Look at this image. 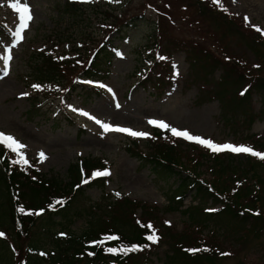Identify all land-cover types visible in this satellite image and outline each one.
Listing matches in <instances>:
<instances>
[{"label": "rangeland", "instance_id": "374dc122", "mask_svg": "<svg viewBox=\"0 0 264 264\" xmlns=\"http://www.w3.org/2000/svg\"><path fill=\"white\" fill-rule=\"evenodd\" d=\"M69 1L74 6L83 7V10L79 11L81 13L73 14L66 11L65 6L69 4L67 0H22L20 6L26 4L32 13V19L25 27L23 13L12 7L16 0H0L1 25L9 29L15 37L11 42L8 38L0 39V133L13 136L25 146L21 150L27 162L31 159L37 160V155L43 153L41 161H38V172L48 179L59 177L64 184L69 183V170L78 163V160L106 159L110 162L112 166L108 171L110 181L104 188L89 191L90 200L86 210H82V216L80 214L69 229L57 226V232L71 231L78 236L82 235L91 221V216L87 214L90 212L94 214L96 221H106L108 227H111L112 217L115 215V207H110L111 204L120 202L123 198H130L137 201L140 207L135 208L134 214H123L125 218L132 222L141 220L142 223L153 220L160 228L163 221L164 224L170 223L178 238L181 235L189 237L184 243V246H189L192 239L196 238V235L199 236L200 231L196 229L200 230L201 227L199 221H190L187 214L201 213L205 216L202 212L203 208L193 209L200 208L201 205L195 204L191 194H188L180 202L178 211H166L168 207L178 202L174 194L177 184L166 185L159 182L129 150L135 148L143 153H149V142H141V146L133 147L129 143L132 142L131 140L121 137L127 135L126 133L106 130L104 125L148 134L147 137H143L144 139L153 136L151 134L154 125L149 121H158L168 124L170 128L187 131L205 140L212 139L216 143L248 146L254 151L258 149L264 151V93H250L248 99V96L244 100L240 99V90L250 81L243 78L244 82L237 84L241 74L236 64H229L225 70L220 68L211 78L208 74H204L201 67H190L183 51L167 53L164 50L165 54L173 57L172 73L174 72L176 81L172 86L164 81L165 84L158 89L151 82L154 74L160 75L158 73L162 72L163 67H159L150 76L151 81H147L145 85L140 84L138 75L147 68V65L141 62L147 57L145 48L149 41L146 40L147 25L139 23L130 33V40L126 43L120 44L119 40H115V44H120V53L111 66L110 79L100 84L98 88L100 91L78 89L68 96L64 107L76 114L73 115L76 122L63 118L62 111L58 118L63 119V122L58 124L55 123L57 119L47 112L30 120L27 112L31 108L33 110V107L29 98V88L36 92L30 83L46 81L34 78L38 72L37 68L44 69L42 63L35 61L34 55L44 47H53V42L57 43L56 47L61 54L65 53L64 56H68L69 62L65 68L62 64L55 65L59 71L71 70L61 78L63 84H70L71 72L76 74L84 64V60L79 61L83 49H80V44L77 42L92 43L100 33L99 24L105 17L102 13L95 12L96 10L100 12L109 0H93L91 3ZM152 1L158 3V0ZM112 2L116 5L119 3L118 8L127 11L122 16L123 19H129L144 11L143 4L148 1L134 0L130 7H127L128 4L122 6L126 0H112ZM170 3L173 10L170 14L174 17L176 25L171 26L168 22H164L163 26L167 34L163 35V40L160 37L159 42L169 41L171 38L180 40L176 46V49H179L181 41L190 42L189 36L196 35V38H199V46L194 45L195 47L203 49L205 46L222 60L233 59L235 63L242 64L246 62L247 70L260 63V48L264 52L262 44L257 42L260 33L251 29L249 31V28L243 26L242 21H246L245 17H247L251 22L248 25L264 30V0H222V7L231 18V23L226 21L227 25H238L232 33L224 29L225 21L214 13L210 15L206 12L203 17L196 14L190 5L193 4L192 0H170ZM90 5L97 8L90 9L88 8ZM182 6L188 7L189 10L182 12ZM146 16L155 21L150 17L153 16L150 11H147ZM215 31L219 32L217 36L214 35ZM116 34L113 33L111 37H116ZM20 36L23 38L21 39ZM9 55H11L10 60L7 59ZM239 70L246 72L245 66L239 65ZM146 71L148 70L144 73ZM225 72L230 74L231 82H237L225 87L226 82L220 78ZM45 73L43 71V74ZM260 74L264 76V69ZM238 99L242 102V108L234 114L231 109ZM57 106L61 107L59 104ZM173 110H176V113ZM179 110L180 112L177 113ZM79 125L85 128L83 132L78 128ZM160 129L170 131V129ZM164 137L170 138L169 135ZM176 138L178 142L164 140L153 143L161 149L168 148L173 143L174 146L178 145L175 147L180 162L178 169L186 176L198 174L208 183H222L226 186L223 190L227 193L236 180H247L246 187H250L251 192L255 179H259L264 185L263 167L255 165L256 173H252L249 165L253 162L245 159V156L238 155L231 158V163L240 175L231 172L233 166L228 165L227 162L224 163L227 167L222 171L217 166V157H214L207 147L182 137L176 136ZM0 147L6 146L0 145ZM136 153L140 155L138 151ZM222 160L226 161L225 158ZM236 174L238 177H233ZM143 208L148 209L150 215L145 217ZM206 208L218 209L220 204L209 203ZM251 225L248 221L241 220L240 222L222 221L220 224L213 221L201 234L207 235L215 231L224 246L229 247V251H233L225 260L219 261V264H238L239 260L250 264H264V234L258 233L259 229L254 232L255 229H251ZM3 230L11 235L10 228L3 227ZM34 231L43 232V228L41 226L36 230L33 228L28 238L20 243L23 244L22 248ZM164 231L165 234L168 233V230ZM166 238L149 264L166 263V255L176 243L170 236L167 235ZM44 247L47 250L50 248V251L54 248Z\"/></svg>", "mask_w": 264, "mask_h": 264}, {"label": "trees", "instance_id": "16d2710c", "mask_svg": "<svg viewBox=\"0 0 264 264\" xmlns=\"http://www.w3.org/2000/svg\"><path fill=\"white\" fill-rule=\"evenodd\" d=\"M160 1L163 6L159 8L156 6L158 13H153L154 15L151 17L155 19V21L142 15L132 20H127L126 18L123 20L121 16H124L125 13L124 15H120L118 12L109 9H102L100 12L96 10V14L102 13V16L104 15L105 18L100 22V33H98L92 43L89 42L95 56L94 59L89 57L92 65L84 71L83 76L88 79L102 78L106 80L109 78V68L117 47L113 46V40L108 41L106 39V30L115 31L119 39H125L129 36L130 32L138 26L139 23L136 24V22L144 23L147 25L148 37L146 39L149 41L145 49L149 50L151 45L152 48L159 45V38L161 34L166 31L163 23L169 22L170 25V22L174 20L172 16L170 21L168 13L163 11L165 8L168 11L172 10L170 0ZM201 1L192 0L193 4L190 5L195 10V13L201 17H203L206 12L210 15L214 13L225 21L224 24L226 26H223L224 29L228 33H232L237 24L234 26H231L232 24H228L229 26L227 25L226 21L231 23V18L226 10L219 6L221 0H219L218 4H212V6ZM88 8L95 9L96 7ZM197 8L199 10H197ZM65 10L76 14L81 13L79 11L83 9L82 7L68 5L65 6ZM165 15H167V17ZM198 23L200 24V21ZM174 24L176 25V23ZM218 34L219 32L215 31L214 35L217 36ZM189 37L191 39L190 43L192 50L189 52L188 60H190L191 67H201L205 75L208 74L213 78L217 70L220 68L225 70L229 64L233 63L220 59L205 48V46L203 49L197 48L199 46V39L196 38V35H190ZM181 42L180 48L184 45V41ZM257 42L258 44H262L261 47L264 49V37L258 38ZM170 43H173V41ZM178 43H180V40H177L173 44V48L176 49ZM260 52L262 71L264 69V52L261 48ZM34 58L37 63H42L44 65L43 70L37 68L38 72L34 75L35 79L52 81L55 84H59V86H63V81L61 80L63 76L61 71H59L54 64L55 62L51 60L48 61V59L40 54H35ZM234 64L238 67V71L242 73V71L239 70V65L235 62ZM43 71L46 73L43 74ZM224 74L225 75L221 76V79L226 82L225 87L231 85V83L237 82H231V76L228 72ZM80 77L81 76L77 77L76 82L80 81ZM143 78L147 81L148 74L147 76L144 74ZM243 78L244 77L241 75L239 78L240 81L237 82V84L243 83ZM251 84L255 93H264V76H261V74L254 76ZM71 88L75 90L76 86L72 84ZM64 92L65 90L58 87H47L45 90V99L50 100L52 96H62ZM37 98H39L38 95ZM248 98L249 96L247 99ZM241 99L244 100L243 98ZM31 104L33 110L31 108L27 112V117H29L30 120L48 111L44 106H40L42 105V101L39 99H32ZM233 108L231 112L237 114L242 108L241 100H237ZM134 144L136 145V143ZM129 150L159 182H163L166 185L177 184L174 190L176 196L184 197L190 193L193 200L201 205L200 208L193 209H204L209 203L212 205L223 203L224 209L216 215L204 216L201 213L197 215L188 212L187 215L190 221H199L201 223L214 221L218 224L222 221H248L250 225L252 224L250 228L255 229L254 232H257L259 229L258 232L264 234V185L261 184V182L257 183L255 194L251 195V193L247 191L238 190L231 199L227 198V203H225L220 200L216 194L209 192L207 186L201 183L198 174L186 176L178 169L180 167V162H178L179 156L176 155L175 148L161 149L157 146H152L150 152L144 157H142L143 154L139 155L132 149ZM5 160L6 159H4V161ZM225 162L233 166L231 163L232 160L230 159L221 161L217 166H219L222 171L227 167L224 164ZM8 166L9 163L7 161L0 166V229H3V227L10 228L11 232L15 234V236H11V238L19 243H23L21 242L23 232L27 234L33 227L37 229L41 226L43 228V233L35 231L31 237L32 241H30L29 244L28 241H26L23 249L21 247L22 251L20 249L18 254L17 250H15L16 247L12 249L5 241L0 240V264H139L147 261L146 259L153 253V245H150L152 241L148 239L150 236L149 223L143 224L141 220L132 222L123 216V214L129 215L136 213L135 208L140 207L137 202L130 199L121 200L114 204L115 215L112 217L113 222L111 227H108L106 221H96L94 214L90 212L87 214L91 216V221L88 223V228L82 237L69 235L70 238L68 239H60L56 237V233L52 236L53 229L56 230L59 225L61 228H70L74 221L80 216L82 210H86V205L90 200L89 191L104 188L105 180H97L89 183L92 173L106 168L103 161L88 159L81 161L80 164H76L69 170L70 179L69 183L66 184H64V181L59 177H52L51 179L46 178V176L44 178L41 177L31 165L23 168L15 167L14 169H10ZM230 171L235 172L234 166ZM85 180L88 181L89 185L86 183L87 187H81V184ZM218 186L220 185L218 184ZM14 192H19V197L23 201V206H20L18 209L14 208ZM250 195L251 197H249ZM56 199L62 200L65 205L54 204ZM180 202L179 200L176 205L168 207L166 211H178L181 205ZM21 208L24 209L23 212L20 211ZM156 209L160 210L158 207H156ZM147 210L148 209L143 208L145 217L146 215H150ZM244 210L246 211L244 212ZM254 211L258 214L254 215L250 213ZM27 212L29 213L27 214ZM241 212L243 214H241ZM93 219L95 221H92ZM164 230H168V233L165 234ZM164 230L162 232L164 242L167 240V235L176 241L175 247L170 249V252L166 255V264H216L218 259H215V253L209 255L203 254L196 257L188 256L183 249L187 247L184 246V243L188 241L189 237L181 235L178 238L175 232L170 228L164 227ZM111 237H116V239H111ZM90 240H98L95 249L86 246L87 241ZM48 242L51 243L49 244ZM128 243H138L142 249L139 250V248L135 247L137 250L131 251V255H127L124 253L123 248ZM27 246L29 247V251H27ZM44 246H52L54 248L50 251V248L47 250ZM113 248L117 250L115 253L109 251V249ZM86 250H91L93 252L91 256L85 254ZM238 264L250 263L239 260Z\"/></svg>", "mask_w": 264, "mask_h": 264}, {"label": "snow or ice", "instance_id": "6c2138e0", "mask_svg": "<svg viewBox=\"0 0 264 264\" xmlns=\"http://www.w3.org/2000/svg\"><path fill=\"white\" fill-rule=\"evenodd\" d=\"M78 2L81 3H91L93 2V0H78ZM109 2H112V0H109ZM214 3H219V0H213ZM22 0H16V3H14L12 5V7L16 8L18 12H22L23 13V19L25 20V27L27 26V22L30 21L32 19V13L30 10V7L27 6L26 4L21 7ZM245 20L247 21L248 18L245 17ZM257 32H261V34H264V30H262L261 28L257 27L255 29ZM19 35V34H18ZM20 38L22 39L23 37L20 36ZM8 60L11 59V55H9L7 57ZM34 87L39 88V85H36ZM150 124L158 127V128H163V129H170L171 134L173 136H177V137H182L185 140H190L193 141L197 144H201L209 149H211L213 152H234V153H247L250 154L252 156H256L259 157L261 160H264V154H261L259 152L254 151L251 148L248 147H244V146H234L231 144H225V145H217L215 143H213L211 140H205L201 137H197V136H193L190 133H188L187 131H179L175 128H170V126L164 122H158V121H149ZM104 127L106 128V130L109 131H118V132H124L129 136H134V137H147L148 134L146 133H142V132H136L133 131L131 129H124V128H112L109 125H104ZM0 145H5L6 147H8L9 149H11L13 152H17L18 154H20L21 156V160L20 161H15V163H20L23 162L24 164H27V159L23 157L22 153H20V149H22L23 147H25L24 145H22L19 141H17L13 136L5 134V133H0ZM41 156L43 157L44 154L41 153ZM96 176H107L110 175V173L108 171H103V172H97L95 174ZM83 183H88L87 180L83 181ZM57 203H61V201H57ZM21 212L24 211L23 208L20 209ZM0 235H3L2 233H0ZM111 239H116V237H111ZM149 240H151L153 243L157 242L158 237L155 236V234L151 235L148 237ZM137 250L135 247L132 248H124L123 251L125 253L129 252V251H135ZM109 251L115 253L117 250L116 249H109ZM227 255V254H225Z\"/></svg>", "mask_w": 264, "mask_h": 264}, {"label": "bare ground", "instance_id": "6f19581e", "mask_svg": "<svg viewBox=\"0 0 264 264\" xmlns=\"http://www.w3.org/2000/svg\"><path fill=\"white\" fill-rule=\"evenodd\" d=\"M175 113H176V110H173ZM180 112V110L177 112V113H179Z\"/></svg>", "mask_w": 264, "mask_h": 264}]
</instances>
